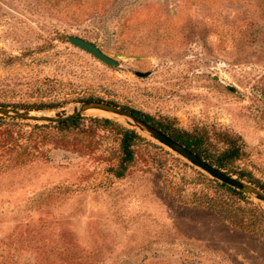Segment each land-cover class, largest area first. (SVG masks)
Returning <instances> with one entry per match:
<instances>
[{"label":"rangeland","instance_id":"rangeland-1","mask_svg":"<svg viewBox=\"0 0 264 264\" xmlns=\"http://www.w3.org/2000/svg\"><path fill=\"white\" fill-rule=\"evenodd\" d=\"M48 88L56 107L32 113L100 98L212 142L238 137L234 166L264 186V0H0V104ZM82 117L135 130L132 164L117 177L118 135L92 127L95 147L0 172V264H264V203L122 118Z\"/></svg>","mask_w":264,"mask_h":264},{"label":"trees","instance_id":"trees-1","mask_svg":"<svg viewBox=\"0 0 264 264\" xmlns=\"http://www.w3.org/2000/svg\"><path fill=\"white\" fill-rule=\"evenodd\" d=\"M52 86V85H51ZM40 90L37 95V101L27 103L24 108L27 110L40 111L45 108H55L56 105L49 106L50 98L47 97L49 88ZM85 100H96L106 102L111 105L122 107L131 111L135 116L143 119L162 132L168 134L175 141L184 145L198 156L215 166L217 169L224 171L230 176H235L239 180H244L246 175L238 171L234 164L241 157V145L239 138L224 133L221 138L212 142L209 138L198 137L181 130H170L162 123L154 121L152 117L142 114L127 106H119L115 101L103 100L100 98H87ZM84 100V101H85ZM0 107L18 108V106H9L0 104ZM89 125L90 129H84ZM114 130L118 135V164L116 169L117 177H122L129 165L132 164L134 154L133 146L136 141L142 138L135 130L124 127L116 121L108 118H87L82 116L73 117L66 121L56 124L31 123L28 121L16 119L14 117H0V172L16 171L33 165L37 161H50V149H65L67 144L73 142L74 149L77 152L85 151L87 147L97 145L95 142L96 129ZM213 181L218 182L213 179ZM219 185L228 192L238 196H246L244 193L219 182ZM264 191V186H259Z\"/></svg>","mask_w":264,"mask_h":264},{"label":"water","instance_id":"water-1","mask_svg":"<svg viewBox=\"0 0 264 264\" xmlns=\"http://www.w3.org/2000/svg\"><path fill=\"white\" fill-rule=\"evenodd\" d=\"M68 42L74 47L88 53L97 60L109 66H116L117 61L105 53H103L99 47L83 38L77 36H68ZM137 77L144 78L149 75V72H135ZM89 110H98L106 113L107 115L117 116L125 120V122L132 127H136L141 132L147 133L152 139L167 147L172 152L176 153L191 165L199 168L207 173L211 178L223 183L229 187H232L244 194L252 195L258 201L264 203V191L239 180L222 170L217 169L209 162L198 156L196 153L175 141L168 134L162 132L158 128L144 121L143 119L135 116L131 111L111 105L106 102H100L96 100H85L74 105L70 112L62 109L53 115L35 114L33 110L12 108V107H0V117H14L16 119L24 121L43 122L44 124H56L58 122L66 121L73 117L82 116V114Z\"/></svg>","mask_w":264,"mask_h":264},{"label":"bare ground","instance_id":"bare-ground-1","mask_svg":"<svg viewBox=\"0 0 264 264\" xmlns=\"http://www.w3.org/2000/svg\"><path fill=\"white\" fill-rule=\"evenodd\" d=\"M69 112H70V110H68ZM96 111H98V110H96ZM99 112H101V111H99Z\"/></svg>","mask_w":264,"mask_h":264}]
</instances>
